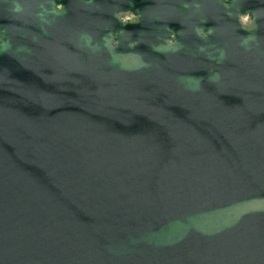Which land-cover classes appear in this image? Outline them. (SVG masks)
<instances>
[{"label": "water", "instance_id": "obj_1", "mask_svg": "<svg viewBox=\"0 0 264 264\" xmlns=\"http://www.w3.org/2000/svg\"><path fill=\"white\" fill-rule=\"evenodd\" d=\"M227 3L169 64L0 0V264H264V0Z\"/></svg>", "mask_w": 264, "mask_h": 264}, {"label": "flooded vegetation", "instance_id": "obj_2", "mask_svg": "<svg viewBox=\"0 0 264 264\" xmlns=\"http://www.w3.org/2000/svg\"><path fill=\"white\" fill-rule=\"evenodd\" d=\"M45 2V0H40ZM42 4L37 15L39 30L44 28L52 41H77L90 45L110 43L136 59L139 47L151 57L166 44L182 41L186 32L202 30L203 19L224 18L228 0H52ZM242 26L249 21L247 12L239 13ZM45 25V26H43ZM206 32V30L204 31ZM170 64L171 52L166 50ZM173 63V62H171Z\"/></svg>", "mask_w": 264, "mask_h": 264}]
</instances>
